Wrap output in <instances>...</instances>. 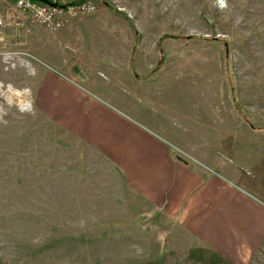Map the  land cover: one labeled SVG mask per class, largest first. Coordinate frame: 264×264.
I'll return each mask as SVG.
<instances>
[{"label":"rangeland","instance_id":"rangeland-1","mask_svg":"<svg viewBox=\"0 0 264 264\" xmlns=\"http://www.w3.org/2000/svg\"><path fill=\"white\" fill-rule=\"evenodd\" d=\"M10 1L0 0V264H264V234L254 244L243 234L242 249L224 256L148 212L111 156L74 133L41 92L50 74L87 87L89 44L100 61L110 56L104 46L119 45L132 65H119L113 80L94 70L101 83L87 94L123 116L129 107L156 126L209 134L222 159L250 157L225 162L257 178L248 159L264 155V0H77L96 8L67 13L58 30ZM135 73L148 80L141 98L129 87ZM102 85L125 100L101 99ZM169 145L174 157L220 174Z\"/></svg>","mask_w":264,"mask_h":264},{"label":"crops","instance_id":"crops-1","mask_svg":"<svg viewBox=\"0 0 264 264\" xmlns=\"http://www.w3.org/2000/svg\"><path fill=\"white\" fill-rule=\"evenodd\" d=\"M9 3L12 8H16L14 2ZM1 7L6 13V5ZM17 16L21 24L24 23L25 16L20 12ZM8 17L6 13L5 19L8 20ZM73 47L77 48L76 45ZM87 49L89 63H92L89 67L81 66V72H87L88 75V78L81 77L87 87L80 85L76 77H72V82H69L50 74L41 91L42 97L49 93L42 98L43 103L52 106L55 109L53 112L58 115L70 116L74 133L84 139L95 140L96 146L111 156L114 165L124 173L129 187L138 195L137 201L148 204V212L159 213L164 220L190 234L199 250L222 252L225 256L232 250L242 249L243 234L248 237L246 244L258 242L259 236L264 234L263 150L258 151L260 155L257 161L248 159L258 174L257 178H253L225 162L228 158L236 162L238 158L243 161L250 157L232 155L226 160L222 159L223 152L209 141V134L207 137L195 131V128L188 134L176 132L170 127L167 129L165 124L156 122V126L155 122L148 121L151 117L148 111L145 112L146 117L142 114L141 118H137L129 107L126 108V116H123L114 107L102 105L87 94L89 90H97L96 87L101 83L95 74L92 76L90 73L96 70L97 74L113 80L120 77L117 67L129 68L132 60L124 62L119 58V45L115 44L104 46L103 49L109 51L110 56L102 61L96 57L92 45L89 44ZM96 60L101 64H96ZM68 71L72 74L69 68ZM134 79L129 87L135 95L138 92L141 98L147 92L139 91V83L148 80H142L137 73ZM150 80L153 82L154 78ZM108 89L102 85L100 92L105 96H99L101 99H124L116 98V93L108 94ZM129 102L130 108H133V102ZM186 125L190 129L192 122ZM170 143L182 148L210 169L214 166L219 168L220 174L209 175L193 161L174 157ZM225 143V147L229 148L230 144L227 141ZM245 248L249 247L245 245Z\"/></svg>","mask_w":264,"mask_h":264},{"label":"built area","instance_id":"built-area-1","mask_svg":"<svg viewBox=\"0 0 264 264\" xmlns=\"http://www.w3.org/2000/svg\"><path fill=\"white\" fill-rule=\"evenodd\" d=\"M17 9L25 12L35 22L44 25L51 30H58L64 25V18L67 13H78L90 11L96 5L89 3H76L73 0H12ZM66 4H70L66 6ZM12 18V17H11ZM3 19L0 20V24ZM20 25V20L14 21Z\"/></svg>","mask_w":264,"mask_h":264},{"label":"water","instance_id":"water-1","mask_svg":"<svg viewBox=\"0 0 264 264\" xmlns=\"http://www.w3.org/2000/svg\"><path fill=\"white\" fill-rule=\"evenodd\" d=\"M70 4H66V6H69Z\"/></svg>","mask_w":264,"mask_h":264},{"label":"trees","instance_id":"trees-1","mask_svg":"<svg viewBox=\"0 0 264 264\" xmlns=\"http://www.w3.org/2000/svg\"><path fill=\"white\" fill-rule=\"evenodd\" d=\"M74 2H77V0H76V1H74Z\"/></svg>","mask_w":264,"mask_h":264},{"label":"bare ground","instance_id":"bare-ground-1","mask_svg":"<svg viewBox=\"0 0 264 264\" xmlns=\"http://www.w3.org/2000/svg\"><path fill=\"white\" fill-rule=\"evenodd\" d=\"M57 85V84H56ZM57 87V86H56Z\"/></svg>","mask_w":264,"mask_h":264}]
</instances>
